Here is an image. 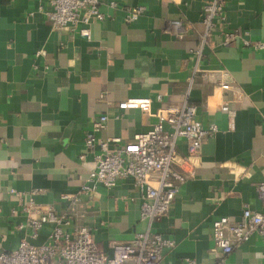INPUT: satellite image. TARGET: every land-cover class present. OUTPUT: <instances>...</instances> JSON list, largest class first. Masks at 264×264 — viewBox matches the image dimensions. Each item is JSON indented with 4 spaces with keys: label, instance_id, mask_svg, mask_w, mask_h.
Segmentation results:
<instances>
[{
    "label": "crops",
    "instance_id": "1",
    "mask_svg": "<svg viewBox=\"0 0 264 264\" xmlns=\"http://www.w3.org/2000/svg\"><path fill=\"white\" fill-rule=\"evenodd\" d=\"M207 1L103 0L105 17L92 21L87 38L55 28L40 10L44 1L0 0V254L24 235L17 228L25 221L24 199L11 189L36 191L38 203L67 212L75 226L88 225L107 252L148 227L141 218V194L130 179L82 193L75 209L62 198L79 194L87 183L93 154L86 138L102 114L107 126L97 136L124 141L150 129L158 109L185 101L197 106L205 127H219L204 138L188 167L194 175L188 174L172 207L152 223L153 231L177 242L165 264L185 258L216 264L221 253L213 247V222L221 216L240 219L246 207L264 212L258 192L264 180V47L220 43L223 31L247 32L252 42L264 43V0H225L226 19H217L213 45L199 57ZM137 5L145 12L126 22L127 9ZM175 19L185 25L181 38L161 32ZM197 67L227 70L241 91L233 104V128L221 109L230 93ZM145 96L152 98V114L118 106ZM178 149L187 152L184 139ZM50 229L34 242L47 241ZM226 264H264V238L255 234L237 245Z\"/></svg>",
    "mask_w": 264,
    "mask_h": 264
},
{
    "label": "built area",
    "instance_id": "2",
    "mask_svg": "<svg viewBox=\"0 0 264 264\" xmlns=\"http://www.w3.org/2000/svg\"><path fill=\"white\" fill-rule=\"evenodd\" d=\"M40 10L55 28H67L87 38L91 37L92 21H101L105 14L103 0H41ZM116 3L112 2L111 5ZM144 5L127 9L126 22L133 23L145 12ZM205 31L201 35L196 53L200 57L205 47L213 45V32L217 19L224 22L225 0H208L203 7ZM172 31L183 37L185 25L182 20L168 21L162 33ZM247 32L223 31L220 43L231 45L243 41L246 45L262 48L261 41L252 42ZM40 54V51L38 52ZM207 80L215 81L225 93L221 109L227 113L230 128L235 124L233 104L240 99L241 91L233 85L227 70H201ZM161 99V95L157 96ZM152 98L130 97L119 103L120 109L139 108L152 114ZM156 121L147 131L137 133L130 141L119 136L99 138L97 133L107 126L108 116L102 114L93 122V130L86 138L88 151L93 154L87 183L79 194L63 195L72 204H79L82 193H89L98 185L113 188L119 182L130 179L141 194V218L147 221L144 231L136 232L127 241L115 242L111 251L100 248L91 228L82 224L75 226L67 213H58L53 205H42L35 200L36 191L24 193L11 189L24 201L22 211L25 221L17 228L24 232L17 246L0 254V264H165L167 253L176 247V240L153 231V221L172 207L176 195L188 174L194 170L188 167L201 151L204 138L219 131L216 124L205 127L197 118V106L183 102L160 108L153 114ZM184 139L187 152H179L178 144ZM82 160L85 155L81 156ZM259 195L264 199V180L258 184ZM51 226L47 241L36 243L40 232ZM264 238V212L246 207L240 219L221 216L213 222V247L221 253L216 264H226L227 257L237 245L248 241L253 235ZM178 264H199L195 259L185 258Z\"/></svg>",
    "mask_w": 264,
    "mask_h": 264
}]
</instances>
